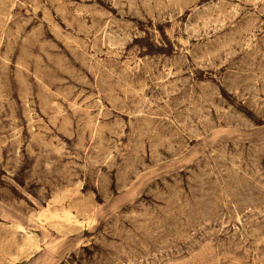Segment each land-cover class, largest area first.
<instances>
[{
	"label": "rangeland",
	"instance_id": "obj_1",
	"mask_svg": "<svg viewBox=\"0 0 264 264\" xmlns=\"http://www.w3.org/2000/svg\"><path fill=\"white\" fill-rule=\"evenodd\" d=\"M0 264H264V0H0Z\"/></svg>",
	"mask_w": 264,
	"mask_h": 264
},
{
	"label": "bare ground",
	"instance_id": "obj_2",
	"mask_svg": "<svg viewBox=\"0 0 264 264\" xmlns=\"http://www.w3.org/2000/svg\"><path fill=\"white\" fill-rule=\"evenodd\" d=\"M19 227V225H17ZM21 227V226H20ZM23 229V228H22ZM37 243V242H36ZM38 247V246H37Z\"/></svg>",
	"mask_w": 264,
	"mask_h": 264
}]
</instances>
